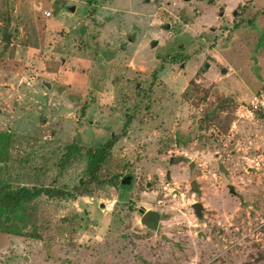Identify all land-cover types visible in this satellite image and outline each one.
I'll use <instances>...</instances> for the list:
<instances>
[{
    "label": "rangeland",
    "instance_id": "rangeland-1",
    "mask_svg": "<svg viewBox=\"0 0 264 264\" xmlns=\"http://www.w3.org/2000/svg\"><path fill=\"white\" fill-rule=\"evenodd\" d=\"M263 88L264 0H0V187L75 196L0 232V264H264ZM113 134L121 186L81 194L67 146Z\"/></svg>",
    "mask_w": 264,
    "mask_h": 264
},
{
    "label": "trees",
    "instance_id": "trees-1",
    "mask_svg": "<svg viewBox=\"0 0 264 264\" xmlns=\"http://www.w3.org/2000/svg\"><path fill=\"white\" fill-rule=\"evenodd\" d=\"M255 115L264 119V114L256 113ZM118 139L119 136L113 134L105 143L91 146L88 149L81 148L75 143L67 146L62 159L64 164H68L72 159L82 157L86 161L85 176L80 181L81 194L90 193L94 185L98 187L107 184L113 187L121 186L120 184L123 182L121 176L108 168L113 159L112 148ZM43 195L58 198L75 197L70 192L56 188L37 186L33 188L25 186L13 188L10 184L2 185L0 187V232L21 236L24 234L23 229L29 226L35 231L32 234L33 237L41 238V233L36 228V213L39 210H36L33 204Z\"/></svg>",
    "mask_w": 264,
    "mask_h": 264
},
{
    "label": "water",
    "instance_id": "water-1",
    "mask_svg": "<svg viewBox=\"0 0 264 264\" xmlns=\"http://www.w3.org/2000/svg\"><path fill=\"white\" fill-rule=\"evenodd\" d=\"M73 11H75V8H73ZM169 28V27H168ZM159 42L158 41H153L151 44V47L154 49L158 46ZM208 66H206L207 68ZM181 161L180 159H178L177 162ZM219 169L221 172H224L225 174H228V171L225 169L224 164H220L219 165ZM198 189L197 183L194 182L192 184V190L194 192H196ZM229 189L231 191V193L235 192L234 186L230 185ZM195 209L197 210V215H199V217H201V212H202V205L201 204H197L195 205ZM139 214L141 216L144 217V221L145 223L154 230H157L160 224V216L157 212H153V211H148L146 212L144 209L139 210Z\"/></svg>",
    "mask_w": 264,
    "mask_h": 264
},
{
    "label": "built area",
    "instance_id": "built-area-1",
    "mask_svg": "<svg viewBox=\"0 0 264 264\" xmlns=\"http://www.w3.org/2000/svg\"><path fill=\"white\" fill-rule=\"evenodd\" d=\"M53 16L52 12H45L46 18H51ZM249 111L252 114L261 113L264 114V88L256 93L249 104Z\"/></svg>",
    "mask_w": 264,
    "mask_h": 264
},
{
    "label": "crops",
    "instance_id": "crops-1",
    "mask_svg": "<svg viewBox=\"0 0 264 264\" xmlns=\"http://www.w3.org/2000/svg\"><path fill=\"white\" fill-rule=\"evenodd\" d=\"M221 1H222V0H221ZM251 5H252V4H251ZM252 7H254V6H252ZM225 8L229 9L230 7L226 6ZM258 92H259V91H258ZM258 92H257V93H258Z\"/></svg>",
    "mask_w": 264,
    "mask_h": 264
}]
</instances>
